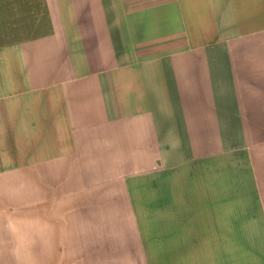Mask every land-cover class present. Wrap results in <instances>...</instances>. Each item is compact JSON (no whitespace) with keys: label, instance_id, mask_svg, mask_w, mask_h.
<instances>
[{"label":"crops","instance_id":"0c3cea01","mask_svg":"<svg viewBox=\"0 0 264 264\" xmlns=\"http://www.w3.org/2000/svg\"><path fill=\"white\" fill-rule=\"evenodd\" d=\"M263 234L264 0H0V264H259Z\"/></svg>","mask_w":264,"mask_h":264},{"label":"rangeland","instance_id":"374dc122","mask_svg":"<svg viewBox=\"0 0 264 264\" xmlns=\"http://www.w3.org/2000/svg\"><path fill=\"white\" fill-rule=\"evenodd\" d=\"M258 241H260V253L258 255H254V258H256L258 256L259 264H264V234L261 235V237L258 239ZM155 254L156 253L154 251H152L151 254H149V258H150V261L152 262V264H157ZM248 256L249 255H245V258Z\"/></svg>","mask_w":264,"mask_h":264}]
</instances>
